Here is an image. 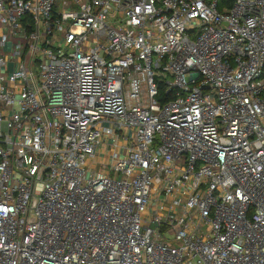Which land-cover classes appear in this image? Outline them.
I'll return each mask as SVG.
<instances>
[{
  "label": "built area",
  "instance_id": "built-area-1",
  "mask_svg": "<svg viewBox=\"0 0 264 264\" xmlns=\"http://www.w3.org/2000/svg\"><path fill=\"white\" fill-rule=\"evenodd\" d=\"M0 264H264V0H0Z\"/></svg>",
  "mask_w": 264,
  "mask_h": 264
},
{
  "label": "trees",
  "instance_id": "trees-1",
  "mask_svg": "<svg viewBox=\"0 0 264 264\" xmlns=\"http://www.w3.org/2000/svg\"><path fill=\"white\" fill-rule=\"evenodd\" d=\"M233 0H220L221 4L229 6Z\"/></svg>",
  "mask_w": 264,
  "mask_h": 264
},
{
  "label": "rangeland",
  "instance_id": "rangeland-1",
  "mask_svg": "<svg viewBox=\"0 0 264 264\" xmlns=\"http://www.w3.org/2000/svg\"><path fill=\"white\" fill-rule=\"evenodd\" d=\"M110 16H113V14H110ZM116 18H119V15H117Z\"/></svg>",
  "mask_w": 264,
  "mask_h": 264
}]
</instances>
